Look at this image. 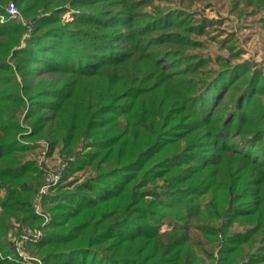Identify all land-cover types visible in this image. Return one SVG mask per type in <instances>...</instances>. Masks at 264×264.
Instances as JSON below:
<instances>
[{"label":"trees","instance_id":"16d2710c","mask_svg":"<svg viewBox=\"0 0 264 264\" xmlns=\"http://www.w3.org/2000/svg\"><path fill=\"white\" fill-rule=\"evenodd\" d=\"M8 1L27 24L0 22V264H29L8 259L11 230L42 229L33 203L43 171L26 153L38 142L58 149L63 172L94 173L48 198L44 236L23 243L42 264H203L191 225L218 248L213 264H264V79L214 86L165 72L176 63L138 41L158 20L135 27L132 13L94 6L128 0H80L94 9L70 28L41 16L46 0H0L6 18ZM166 219L169 236L159 233Z\"/></svg>","mask_w":264,"mask_h":264},{"label":"rangeland","instance_id":"374dc122","mask_svg":"<svg viewBox=\"0 0 264 264\" xmlns=\"http://www.w3.org/2000/svg\"><path fill=\"white\" fill-rule=\"evenodd\" d=\"M46 1L51 2L52 7L50 8H52V11H40L41 16H50V14L57 13L60 18L57 24L64 26V28L72 26L70 22L74 19V15L83 14L79 12L80 10L90 11L94 9V7L84 6L80 0ZM256 1L128 0L126 6L119 2L115 4L121 5L108 7L105 5L108 1L99 2L94 4V6L105 10L109 8L118 10L121 8L123 10L120 14L132 13L129 24H135V27L158 20L159 22L154 23V25L157 24L159 29L153 31L151 35H140L138 41L141 42L142 47L144 46L145 49L151 46V51L154 52L152 56L154 54L156 57L155 61L162 62L160 60H164L166 64L170 62L176 63V66L174 65L175 69L165 70V72L175 74L176 72L190 70L187 76H194L195 78V75H197V79L207 81L211 80V78H216L217 83L214 86H221L223 82L224 84L227 83L238 74H241V78H244L248 74L257 73L260 78L264 79V8L256 7V3L252 5ZM10 4L11 1H8L7 4L2 6L7 18L0 14V22L4 23L8 20H13L26 25L27 23L20 14L21 11L18 7H16L17 15L9 14L8 6ZM161 24L164 25L161 26ZM191 27L194 30H191ZM118 28L120 31L124 30L121 29L122 27L118 26ZM25 37L23 36V38ZM161 37L162 40L158 43L146 44V40L149 38L151 40ZM176 80H180V77H177ZM185 80L184 85L187 87L189 82L191 84V81H188L189 79ZM153 96H151L153 100L158 99V96ZM262 102H264V99ZM33 148L26 153H28L29 158L31 157L35 160L36 166L43 171V183L39 186L37 191L38 198L33 203L35 214L43 219L41 223L42 229L26 227L23 228L24 234H18V226H16V229L11 230L8 234V240L17 249L15 255L9 256L8 259L16 262L24 261L29 264H42L40 258L32 254V248L23 243L30 240L38 241L39 238L44 236V226L51 220V213L48 210V198L57 192L55 191L57 187L62 186L69 190L94 173L90 167H80L71 172L68 170L63 172L66 164H62L58 149L51 151L45 142H38L34 144ZM156 184H162V180H158ZM62 192H65V190H62ZM209 201L210 196H204L200 199L201 207L204 202L207 203ZM166 210L172 212L176 219L183 217L175 208L169 207ZM203 210H205L203 211L204 213H207L206 209ZM217 223L220 224L219 221ZM171 224V221L166 219L159 225V233L163 234V236H169L172 228ZM213 230H217V227ZM187 231L191 243L197 242L198 246L205 251L202 254L200 251L197 253L198 256H202L203 264H213L212 256L214 260L217 259L218 248H213L206 243L208 241L199 235V231L195 230L193 225ZM242 231L243 229L240 227L234 226L232 228V232ZM28 233L29 236L26 238ZM18 237L20 238L19 241ZM191 247L193 250L197 248L192 245Z\"/></svg>","mask_w":264,"mask_h":264},{"label":"built area","instance_id":"2783aa9c","mask_svg":"<svg viewBox=\"0 0 264 264\" xmlns=\"http://www.w3.org/2000/svg\"><path fill=\"white\" fill-rule=\"evenodd\" d=\"M8 11H9L10 15H17L18 14L17 9L13 4H10L8 6ZM27 236H29V233L27 234ZM33 237H35V236H33Z\"/></svg>","mask_w":264,"mask_h":264}]
</instances>
